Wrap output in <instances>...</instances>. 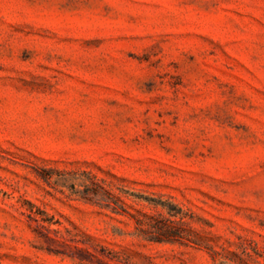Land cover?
<instances>
[{
	"label": "rangeland",
	"instance_id": "1",
	"mask_svg": "<svg viewBox=\"0 0 264 264\" xmlns=\"http://www.w3.org/2000/svg\"><path fill=\"white\" fill-rule=\"evenodd\" d=\"M127 214L264 264V0H0V264H212Z\"/></svg>",
	"mask_w": 264,
	"mask_h": 264
},
{
	"label": "trees",
	"instance_id": "2",
	"mask_svg": "<svg viewBox=\"0 0 264 264\" xmlns=\"http://www.w3.org/2000/svg\"><path fill=\"white\" fill-rule=\"evenodd\" d=\"M134 223L135 236L147 242L153 243H187L206 249L210 255L212 264H258L253 256L245 249L240 252L221 248L217 251L213 246L202 244L192 238L191 232L183 227L184 222L178 214H169L168 218L150 214H127Z\"/></svg>",
	"mask_w": 264,
	"mask_h": 264
}]
</instances>
